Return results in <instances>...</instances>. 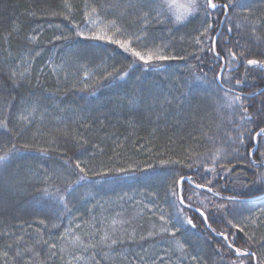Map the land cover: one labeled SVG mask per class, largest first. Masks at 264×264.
Returning a JSON list of instances; mask_svg holds the SVG:
<instances>
[{"label": "trees", "instance_id": "16d2710c", "mask_svg": "<svg viewBox=\"0 0 264 264\" xmlns=\"http://www.w3.org/2000/svg\"><path fill=\"white\" fill-rule=\"evenodd\" d=\"M128 3L0 0V121L8 129L0 127V145L17 149L0 163V264H68L73 255L82 257L73 264H231L235 253L216 234H228L229 219L250 235H264V183L254 182L264 167L250 166L252 159L261 162L264 137L252 159L247 155L254 149L251 137L264 127V95H249L264 94V65H247V59L264 60V3L249 0L252 14L239 30L228 34L225 22L219 32L217 22L204 36L203 13L177 22L166 5L168 20L156 22L152 12L145 26L141 17L148 9ZM93 6L129 32L146 29L147 47L138 51L176 58L145 65L108 41L78 37L77 25L85 37L94 32L83 25ZM257 21L260 39L251 32ZM217 34V51L244 55L232 64L218 60L210 40ZM221 64L231 79L219 83ZM225 93L242 99L229 107ZM241 105L251 120L242 118ZM241 134L244 144L237 142L233 152ZM217 149H223L217 160L231 171L217 166L206 173ZM181 176L192 183L176 184ZM45 188L53 195H44ZM230 196L239 203L223 199ZM220 204L227 212L217 209ZM106 233L118 242L103 241ZM77 237L92 246L74 247ZM242 238L235 236L243 248Z\"/></svg>", "mask_w": 264, "mask_h": 264}, {"label": "snow or ice", "instance_id": "6c2138e0", "mask_svg": "<svg viewBox=\"0 0 264 264\" xmlns=\"http://www.w3.org/2000/svg\"><path fill=\"white\" fill-rule=\"evenodd\" d=\"M261 3H264V0H261ZM129 8H137V9H145L147 8L148 11H143L142 13V19L144 21V25L147 26L149 23V19L151 17V13L155 12V21L158 23H165L168 20V17L165 13V6H166V0H162L161 3L155 4L154 0H135V2H132V0H129V3L126 5ZM65 7L68 8L69 12L72 11V8L69 4H65ZM87 7V5H86ZM119 7V4H110L107 5V8H117ZM236 11L235 14V25L233 27V16L231 13ZM203 13L206 27L202 26V31L200 32V36H204L205 34H208L210 32L215 31L217 22L223 24L225 22L228 23L227 33L231 34L234 29L239 30L246 22L249 21V17L252 14V5L249 3V0H190L189 5L186 9L185 16H176L175 20L177 22L181 21L182 19H185L187 16H194L197 14ZM216 14V19H212L213 14ZM223 14L224 19L220 20L219 16L220 14ZM241 13H243V16H241ZM161 17H164V19H161ZM68 18L67 16L65 17ZM260 23V21H257L256 23H253L251 32L252 35L256 39H260V37H256L257 32V24ZM83 25L85 27H88L89 30L96 29L92 33L90 37H85V33L83 31L79 30L80 26H76L78 28L76 35L78 37H84V38H90L94 40H100V41H108L111 44L117 45L120 49H122L125 53L130 54L134 61H142L145 65H148L151 61H162L167 59H175L176 57H169L162 54H159V52H148L147 54L142 53L141 51H138V47H147V44L144 43L146 36L143 34L146 29H141V34H137L136 32H129L127 29H125L123 26H120L118 24V21L116 19L108 20L106 15L99 10L98 6H93L91 8V12H85L84 13V20ZM111 33V34H109ZM117 36L122 37L120 39L116 38ZM230 38V35H229ZM32 40H35V37H31ZM57 39H68L67 37H57ZM211 40V50L215 54V56L220 61H226L228 64H232L235 61L238 60L239 57L244 55V52H240L239 54L235 52L232 48H227L226 54H222V52L217 51V42L219 40V34L210 36ZM196 43L200 44L201 39L200 37H197ZM237 44L239 41L236 42ZM247 65L248 66H254V65H264V60H256V59H247ZM132 65H129V68H131ZM221 72L217 74L216 79L217 80H230L231 77L225 78L223 76V69L224 64H221ZM20 75H23L21 73ZM111 75V74H110ZM127 75V72L120 74V78L122 79L124 76ZM17 73L13 71L12 73V79L15 82ZM236 85H240L241 81L239 79L236 80ZM249 95L255 96V95H264L261 93H250ZM225 97L227 99V105L231 107L233 104L241 101L242 97L240 95L233 96L231 98H227V94L225 93ZM261 105L264 106V99L261 100ZM241 110L245 113V116L242 117L243 119L251 120V116L247 115L248 113V107H245L244 105H241ZM34 111V109H33ZM0 127H3L6 131L7 129V122L6 121H0ZM259 137H264V127L259 128V131L255 133L254 136L251 138L253 140H257ZM237 142L239 145L244 144V136L241 134L240 136H237L233 140V152H238L239 149L236 146ZM0 150L4 151V155H0V163L6 162L10 159V157L17 151L15 144H12V146L9 148L7 145H0ZM258 150L254 148L252 151H249L247 155L252 156L254 155L255 151ZM223 151V149H217L215 154L212 158V168L205 167V172H215L217 166H219L221 169H223L225 172L231 171V169L224 168L223 164H220L217 160V157L220 155V153ZM227 155V154H225ZM161 163H166L165 161H162ZM227 163H231V161H227ZM250 166L261 168L264 167V152L261 153V162H258L256 160L250 161ZM76 168L79 169L80 172H84V168L81 167L80 162L78 161L76 163ZM83 179V177H81ZM187 180L189 183H192L191 177H185L181 176L178 181H176V184H183ZM48 182V179L46 178L45 183ZM259 183H264V172H258L256 175V181ZM209 184L212 183L211 180L208 181ZM196 188H203L205 185L196 184ZM71 188L69 187L67 191H70ZM59 189H57V193H59ZM207 191L212 192L214 196L219 195L218 192H213V189L211 187L207 188ZM44 195L50 196L53 194H50L45 188L43 190ZM182 192V190H181ZM173 195L175 196L176 193L173 192ZM58 199L61 203H64L65 196L59 195ZM188 199H191L189 197ZM227 200L228 202H231L233 204L239 203L237 201V198L235 196H230L223 198ZM179 204H184V197L181 194L179 196ZM67 207V205H64ZM218 210H224L227 212V207L225 204L217 205ZM196 211L199 213V215L203 218V221L205 224H208V217L205 215L203 211H201L199 208L196 209ZM259 212L261 214H264V208L259 209ZM161 219L164 220L165 218L161 216ZM245 220H251V223L255 224L258 223L256 219H253L251 217H244ZM167 222V221H166ZM187 224L192 225L195 227V224L191 218H187ZM57 225H53V227H56ZM227 226L229 227L228 234H225L224 232H218L216 233L218 236H222L223 240L227 242V248L230 250H233L235 253L236 259L231 261V264H264V235H260L258 238L254 235H250L249 232L246 230L245 227H241L239 224H237L234 219H229L227 221ZM210 227V225H209ZM232 229H235V233L232 232ZM178 231V229H177ZM215 231V230H213ZM242 234L243 238L241 240V244L243 245V248L240 246H236V240L235 236ZM171 235L175 236V233H171ZM233 236V239L229 242V237ZM103 241H108L111 239L107 233L101 238ZM118 241L116 239H111V244L114 245ZM74 247H80V248H87L92 245H84L82 241L79 240V238H75L74 241L71 242ZM179 243V242H178ZM110 246V245H109ZM9 247H11L9 245ZM50 247H55V245H51ZM180 250L183 251L184 245L182 243H179ZM61 251H64V249H61ZM19 254V253H18ZM55 253H53L54 255ZM7 255V253H5ZM82 259L81 256L73 255L74 261H80ZM193 260H196L197 257L193 256ZM73 260H70L68 264H73ZM99 264V262H97Z\"/></svg>", "mask_w": 264, "mask_h": 264}, {"label": "rangeland", "instance_id": "374dc122", "mask_svg": "<svg viewBox=\"0 0 264 264\" xmlns=\"http://www.w3.org/2000/svg\"><path fill=\"white\" fill-rule=\"evenodd\" d=\"M189 2L190 0H166V5H168L171 15L175 18L176 16H185ZM95 30L92 29V31Z\"/></svg>", "mask_w": 264, "mask_h": 264}, {"label": "water", "instance_id": "95a60500", "mask_svg": "<svg viewBox=\"0 0 264 264\" xmlns=\"http://www.w3.org/2000/svg\"><path fill=\"white\" fill-rule=\"evenodd\" d=\"M224 24H222L221 25V27H220V29H219V32L221 31V29H222V26H223ZM218 32V33H219ZM218 82L220 83L221 82V80H218ZM260 91H262V90H260ZM260 93V92H259ZM253 142H254V148H256L257 149V147H258V142H256V140H253ZM255 154V153H254ZM252 157H253V155L251 156V159H252ZM253 160V159H252ZM251 160V161H252ZM187 181V180H186Z\"/></svg>", "mask_w": 264, "mask_h": 264}]
</instances>
